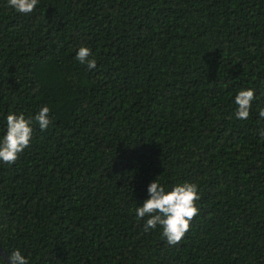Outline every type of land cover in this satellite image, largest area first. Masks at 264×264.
I'll list each match as a JSON object with an SVG mask.
<instances>
[{
  "label": "trees",
  "instance_id": "obj_1",
  "mask_svg": "<svg viewBox=\"0 0 264 264\" xmlns=\"http://www.w3.org/2000/svg\"><path fill=\"white\" fill-rule=\"evenodd\" d=\"M91 50L96 67L75 60ZM254 89L250 115L234 97ZM50 109L0 162V244L29 264H264V0H0L6 116ZM198 186L176 245L135 209ZM0 264H7L0 255Z\"/></svg>",
  "mask_w": 264,
  "mask_h": 264
},
{
  "label": "clouds",
  "instance_id": "obj_2",
  "mask_svg": "<svg viewBox=\"0 0 264 264\" xmlns=\"http://www.w3.org/2000/svg\"><path fill=\"white\" fill-rule=\"evenodd\" d=\"M39 0H8V5L20 14H31ZM88 47L81 46L76 52L75 60L86 64L89 70L96 67L95 58ZM255 99L254 89L240 90L234 97L236 105V118L245 120L250 115L252 101ZM48 106L40 108L34 117L26 118L23 113H10L6 116V132L0 137V162L8 165L14 164L19 156L31 144L33 121L38 123L41 130H45L51 123ZM259 117L264 118V109H259ZM264 140V130L260 133ZM148 198L142 206L135 209L136 219L139 221L147 217L144 231L161 228V236L166 242L174 246L178 244L191 227V221L199 214L196 202L200 200L198 186L195 183L184 182L172 186L166 191L156 179L147 187ZM11 264H29L19 249L8 254Z\"/></svg>",
  "mask_w": 264,
  "mask_h": 264
},
{
  "label": "water",
  "instance_id": "obj_3",
  "mask_svg": "<svg viewBox=\"0 0 264 264\" xmlns=\"http://www.w3.org/2000/svg\"><path fill=\"white\" fill-rule=\"evenodd\" d=\"M0 255L6 261L7 264H11V262L8 260V256L6 255V253L3 250L1 244H0Z\"/></svg>",
  "mask_w": 264,
  "mask_h": 264
}]
</instances>
